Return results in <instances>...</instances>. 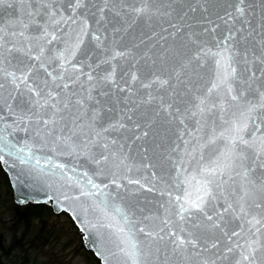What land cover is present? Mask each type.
I'll return each mask as SVG.
<instances>
[{
    "label": "snow or ice",
    "instance_id": "obj_1",
    "mask_svg": "<svg viewBox=\"0 0 264 264\" xmlns=\"http://www.w3.org/2000/svg\"><path fill=\"white\" fill-rule=\"evenodd\" d=\"M0 169L102 264H264V0H0Z\"/></svg>",
    "mask_w": 264,
    "mask_h": 264
},
{
    "label": "trees",
    "instance_id": "obj_2",
    "mask_svg": "<svg viewBox=\"0 0 264 264\" xmlns=\"http://www.w3.org/2000/svg\"><path fill=\"white\" fill-rule=\"evenodd\" d=\"M4 199L9 203L11 217L8 222L3 220L2 224L9 223L12 227L11 234L8 236L4 231L0 233V264H56L52 251L49 249L52 228L48 218L56 216L51 207L34 204L19 206L14 203L8 178L0 169L1 204ZM76 232H78L77 229ZM80 237V249L93 263L100 264L99 260L85 248L82 236ZM66 245L69 246V244ZM31 249L34 250L33 253Z\"/></svg>",
    "mask_w": 264,
    "mask_h": 264
},
{
    "label": "rangeland",
    "instance_id": "obj_3",
    "mask_svg": "<svg viewBox=\"0 0 264 264\" xmlns=\"http://www.w3.org/2000/svg\"><path fill=\"white\" fill-rule=\"evenodd\" d=\"M15 203V202H14ZM3 206V207H1ZM55 217H49L48 223L52 228L51 245L53 260L56 264H95L80 249V234L76 232L75 224L68 214H55ZM11 217L9 203L4 199L0 203V233L4 231L5 235L11 234L9 223L2 224V221L8 222ZM75 226V227H74ZM75 228V229H74ZM78 231V230H77ZM66 244H69L67 247ZM30 249V248H29ZM32 253L33 249L30 250ZM39 256V255H37Z\"/></svg>",
    "mask_w": 264,
    "mask_h": 264
},
{
    "label": "water",
    "instance_id": "obj_4",
    "mask_svg": "<svg viewBox=\"0 0 264 264\" xmlns=\"http://www.w3.org/2000/svg\"><path fill=\"white\" fill-rule=\"evenodd\" d=\"M3 171H4V170H3ZM7 178H8V177H7ZM8 181H9V178H8ZM9 184H10L11 189H12V192H13V199H14V202H15L17 205H19V206H25V205H28V204H34V205H47V206H50V207H51V209H52V211H53L54 214H62V213H63V212H60V211H58L57 209L53 208V207H52L51 205H49V204H46V203H43V202H37V201H39V200L41 199L40 197H36L35 200H33V199H29V200H27V201L21 202V200H22L23 198L19 195V191H18L17 187H16L15 185H12L10 182H9ZM66 214H67V213H66ZM75 226H76V225H75ZM76 228H77V226H76ZM77 230H78L79 234L82 236V241H83V244H84L85 248H86L88 251H90V252H91V253H92V254H93V255L99 260L100 264H102V260H101V258H100V257H97V256L95 255V251H94V249L91 248L87 242H85V240L83 239V235L81 234V232L79 231L78 228H77Z\"/></svg>",
    "mask_w": 264,
    "mask_h": 264
}]
</instances>
